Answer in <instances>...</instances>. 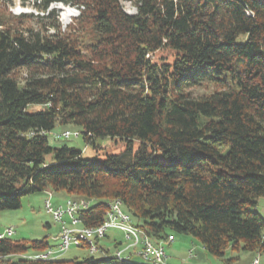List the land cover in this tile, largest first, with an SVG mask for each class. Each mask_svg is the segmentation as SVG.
<instances>
[{"label": "trees", "instance_id": "1", "mask_svg": "<svg viewBox=\"0 0 264 264\" xmlns=\"http://www.w3.org/2000/svg\"><path fill=\"white\" fill-rule=\"evenodd\" d=\"M14 1L0 0V212L65 192L91 202L76 216L97 228L120 200L155 245L175 232L221 259L263 252L264 0H132L135 14L122 0H27L37 15ZM56 3L79 12L64 29ZM59 127L85 149L51 146ZM106 141L124 150L86 155ZM97 244L106 257L84 242V256L37 260L51 242L4 237L0 264H147Z\"/></svg>", "mask_w": 264, "mask_h": 264}, {"label": "rangeland", "instance_id": "2", "mask_svg": "<svg viewBox=\"0 0 264 264\" xmlns=\"http://www.w3.org/2000/svg\"><path fill=\"white\" fill-rule=\"evenodd\" d=\"M28 4L31 3H29L27 0H15L13 4H11L10 11H12L14 14L33 13L34 15H37L38 12L35 9H32L30 5L29 7H27ZM121 5L123 9L129 14H135L137 12V9L132 3V0H122ZM48 13H53L54 17L57 19L63 29L66 28L70 23H72L73 19L79 14L77 9L71 6L58 3L52 4L48 10ZM161 56L168 57L167 53H158L157 57ZM171 59L172 58L169 57V61H171ZM204 92L205 91L202 89H196L192 91V94L202 95L204 94ZM37 109L39 108L33 107L31 110ZM63 129L65 128L59 127L51 135H49V142L51 146L56 147L68 144L69 146H73L81 150L85 149V145L81 139H56V134H61L62 132H64L65 130ZM71 133L74 134L77 132ZM87 149V156L91 157L94 155L98 156L99 159L103 160L105 154H118L122 152L124 150V144L122 142L113 143L112 141H106L102 143V149H98L97 153L90 147H88ZM48 193V191L40 192L24 197L22 199V207L19 210L1 211L0 234L5 233L8 229H13V240L34 241L46 239L48 242L52 243V238L60 234L61 226L57 222H55L52 215L48 214L45 209V200L49 196ZM51 196L52 203L54 205L57 204L56 206L64 205L67 203L68 200L71 199L75 200L69 197L65 192H51ZM259 207L256 209V211L264 218V200H261V204ZM123 209L125 210L124 206ZM111 234L114 235L117 240L124 241L123 246L118 249H124L128 246V241L126 240V237L124 239V236L120 231H114ZM172 235L174 236V241L169 245V247L167 246L168 256H170V261H172L170 262L171 264H249L250 259L252 258H257L256 261L260 260L262 264H264V251L261 253L245 252V254L242 252H230L227 257H230L232 254L234 256H239V258L242 259L241 261H239V258H236L234 262L229 263V261H227L228 263H226V261H223V259L222 261H220L218 258L212 256L208 252H205L200 242L194 239L192 236L175 232L172 233ZM106 247H109L110 250L113 251L112 253H115L117 251V248H114L113 245H106ZM83 250L84 249L79 250V248L71 247L70 251L68 250L69 252L67 254L65 253L64 259L71 260V258L74 259L73 257L75 256H84L85 251ZM191 251H193L192 254H190ZM129 252L130 251H128V253ZM61 258H63V256Z\"/></svg>", "mask_w": 264, "mask_h": 264}, {"label": "built area", "instance_id": "3", "mask_svg": "<svg viewBox=\"0 0 264 264\" xmlns=\"http://www.w3.org/2000/svg\"><path fill=\"white\" fill-rule=\"evenodd\" d=\"M79 135H62L65 139H71L72 137H78ZM89 205H72L70 201H67L65 206H56L52 203V196L49 194L45 200V209L48 214L52 215L55 222L61 226V232L58 236L53 238L56 244L48 248L45 252L40 253V260H55L59 259L71 249V247L80 248L82 246V238H90L94 241V249L91 255L102 254L106 257V253L102 252L97 244V241H102L107 237L108 232L111 230L120 231L124 237L134 238V244H141V252L136 254L142 258L147 264H169L167 262L166 246L171 244L172 239L168 238L165 242H161L155 245L143 231L137 227L136 232H127V224L121 213L119 212V221H112L109 224H102L97 228H86V231H71L70 223L80 221L78 219L77 212L80 210L87 209ZM13 229H8L5 233L0 235V239L4 237L13 236ZM133 250V247L129 248L128 251ZM193 251L190 252L192 254ZM115 258H123V253H113ZM32 258V255L29 256ZM126 261L130 258H123ZM253 264H259L255 261Z\"/></svg>", "mask_w": 264, "mask_h": 264}, {"label": "bare ground", "instance_id": "4", "mask_svg": "<svg viewBox=\"0 0 264 264\" xmlns=\"http://www.w3.org/2000/svg\"><path fill=\"white\" fill-rule=\"evenodd\" d=\"M67 134H72V135H79V133H71L69 131L64 132L62 135H67ZM59 136V135H58ZM71 202L72 205H89L90 203L88 201H86V199H79V200H68ZM67 204V203H66ZM60 206H65L64 205H60ZM109 212L107 213L106 219L103 222V224H109L112 221H119V212L121 213L122 217L128 221L130 224H127V232H136L137 231V227L133 224V220L131 218V215L128 214L124 209H123V203L120 200H117L115 202L110 203L109 205ZM71 227L70 230L71 231H86V228L81 226L80 221H75V222H71L70 223ZM173 241V238H170ZM126 240L128 241V246L125 249H117V251L115 253H123V258H130L129 254H127L128 249L133 247L136 249H139L137 252H141V244H134V238H130V237H126ZM86 242L87 243V249L89 251V253L93 252L94 249V241H91L90 238H82V245L83 243ZM104 252V251H102ZM33 259H37L40 260V253L32 255ZM123 258H117L119 260H125Z\"/></svg>", "mask_w": 264, "mask_h": 264}, {"label": "crops", "instance_id": "5", "mask_svg": "<svg viewBox=\"0 0 264 264\" xmlns=\"http://www.w3.org/2000/svg\"><path fill=\"white\" fill-rule=\"evenodd\" d=\"M59 204V203H58ZM260 204H261V201H260V203H259V206H260ZM57 205V204H56ZM259 209H260V207H259ZM114 231H117V230H111L110 232H108V234H107V237L104 239V240H102L101 241V244L105 247V248H107V249H109L110 250V248L109 247H106V245H113V247L114 248H116V246L118 245V244H120L119 246H122L123 245V243H124V241H121V240H117V238L114 236V235H112L111 233L112 232H114ZM1 235V234H0ZM122 236V235H121ZM122 239H123V237H122ZM124 239H125V237H124ZM52 240H53V238H52ZM173 241H174V239H173ZM125 242H126V240H125ZM56 244V242H52V246H54ZM170 245V244H169ZM169 245H168V247H169ZM118 246V247H119ZM110 247H112V246H110ZM123 249V248H122ZM121 249V250H122ZM125 249V248H124ZM133 249H136V248H133ZM78 250V249H77ZM80 250V249H79ZM203 250L205 251V252H207L204 248H203ZM70 251V250H69ZM68 251V252H69ZM110 251H112V250H110ZM138 251V250H137ZM136 251V252H137ZM203 251V252H204ZM67 252V253H68ZM113 252V251H112ZM230 252H235V251H233V250H228V251H226L225 252V255H224V257H223V261H226V263H228L227 261H229V260H231V261H229V263H231V262H234V260L237 258H239V256H234V255H232L231 254V256L230 257H227V255L230 253ZM241 252V251H240ZM66 253V254H67ZM242 253H244L245 254V252L244 251H242ZM127 254H129L128 252H127ZM166 255H167V262H172V261H170V256H168V252H167V247H166ZM138 256V255H137ZM65 256H63V258H64ZM76 257H79V256H75V257H73V258H76ZM217 258V257H216ZM72 259V258H71ZM132 259H133V261H137V262H143L141 259H139L138 257H132ZM220 261H222V259L221 258H218ZM241 259L242 258H239V261H241ZM257 260V258H252V259H250V262H249V264H253L255 261ZM259 261V264H262V262L260 261V260H258ZM171 264V263H170ZM173 264V263H172Z\"/></svg>", "mask_w": 264, "mask_h": 264}]
</instances>
